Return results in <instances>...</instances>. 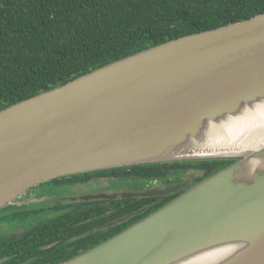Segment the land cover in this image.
I'll return each mask as SVG.
<instances>
[{
  "label": "water",
  "instance_id": "95a60500",
  "mask_svg": "<svg viewBox=\"0 0 264 264\" xmlns=\"http://www.w3.org/2000/svg\"><path fill=\"white\" fill-rule=\"evenodd\" d=\"M259 110L264 13L138 51L0 110V209L69 175L237 159L117 235L55 264H264V141L243 149L246 137L233 127ZM195 177L164 188L61 199L165 196Z\"/></svg>",
  "mask_w": 264,
  "mask_h": 264
},
{
  "label": "trees",
  "instance_id": "16d2710c",
  "mask_svg": "<svg viewBox=\"0 0 264 264\" xmlns=\"http://www.w3.org/2000/svg\"><path fill=\"white\" fill-rule=\"evenodd\" d=\"M262 13L264 0H0V110L165 41ZM235 160H184L117 167L60 177L42 185L44 192L53 193L56 189L63 192L70 185L111 177L108 186L114 182L133 183L144 190L155 184L184 182L195 173L193 183L188 185L191 187ZM178 194L164 197L165 200L119 197L110 205L124 202L125 207H119V213L110 217L155 201L144 215L149 214ZM53 196L42 200L36 195L37 200L32 202L42 211H50L56 202L64 205L58 196ZM67 202L71 206L79 201ZM13 208L1 210L0 215ZM56 214L59 217L55 224L65 222V212ZM45 229L41 225L36 228Z\"/></svg>",
  "mask_w": 264,
  "mask_h": 264
},
{
  "label": "flooded vegetation",
  "instance_id": "af4514ba",
  "mask_svg": "<svg viewBox=\"0 0 264 264\" xmlns=\"http://www.w3.org/2000/svg\"><path fill=\"white\" fill-rule=\"evenodd\" d=\"M42 184L28 189L13 204L0 209L1 211L8 207H15V212L21 213L17 215L15 212H6L4 215H0V264H55L67 260L101 244L149 215L150 213L144 214L155 202L151 201L137 210L118 215L115 218L110 217V214H118V208L125 207V204L124 202H118L116 203L118 206L115 203L110 205L111 202H114V199H66L61 200L65 202L64 205H57L56 202L52 205L50 211H42L40 207L32 202L37 200L36 195L45 200L53 196L55 192V196H59L64 192L60 189H56L53 193L51 190L44 192V185ZM174 184L177 183L165 186L155 184L153 187L164 188ZM71 187L72 185L68 186L66 191ZM188 189L190 187L169 195L154 197H162L165 200L164 197L179 193L176 196L178 197ZM67 201L79 202L77 205L69 206ZM86 201L88 202L83 203ZM29 206L34 209L28 210L27 207ZM39 206L43 205L40 204ZM20 208L21 210H19ZM56 212H65V222L58 223L57 221V224L54 223V220L59 217ZM87 212H95V214L88 215ZM138 216H141V218L134 219ZM40 225L46 226V229L36 230Z\"/></svg>",
  "mask_w": 264,
  "mask_h": 264
},
{
  "label": "rangeland",
  "instance_id": "374dc122",
  "mask_svg": "<svg viewBox=\"0 0 264 264\" xmlns=\"http://www.w3.org/2000/svg\"><path fill=\"white\" fill-rule=\"evenodd\" d=\"M109 178H111V177H109ZM109 178L108 177L102 178V179L99 178L97 180H94V178H93L92 180H90L86 183L74 184V185H72L71 189L64 191L62 194H59V196L57 198L60 200L59 202H61V200H63L61 198H66V197L67 198L68 197H79L82 195L97 194V193H103V192H114L115 193V192H121V191H137V190L140 191V189H141L138 184H133V183L114 182L108 186V182L110 180ZM190 188H192V187H190ZM54 197H56V196H53V198ZM49 204H50V202H48L46 204V207H49ZM27 209L31 210L34 208L29 206V207H27ZM19 210H21V208ZM24 210H26V209H24ZM6 212L13 213V212H15V208L10 209L9 211H6Z\"/></svg>",
  "mask_w": 264,
  "mask_h": 264
},
{
  "label": "bare ground",
  "instance_id": "6f19581e",
  "mask_svg": "<svg viewBox=\"0 0 264 264\" xmlns=\"http://www.w3.org/2000/svg\"><path fill=\"white\" fill-rule=\"evenodd\" d=\"M262 122H264V110H259L233 124V127L238 128L239 131L246 137L242 141V144L245 145L241 146L243 149L257 147V144L260 145L261 142L264 141V138L261 140L255 138L256 135L264 131ZM220 251H223V249Z\"/></svg>",
  "mask_w": 264,
  "mask_h": 264
}]
</instances>
